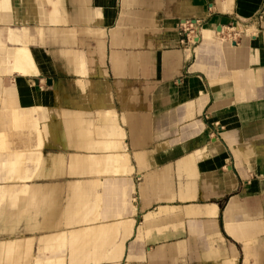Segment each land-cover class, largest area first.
I'll list each match as a JSON object with an SVG mask.
<instances>
[{"label": "crops", "instance_id": "1", "mask_svg": "<svg viewBox=\"0 0 264 264\" xmlns=\"http://www.w3.org/2000/svg\"><path fill=\"white\" fill-rule=\"evenodd\" d=\"M0 129L8 264H264V0H0Z\"/></svg>", "mask_w": 264, "mask_h": 264}, {"label": "rangeland", "instance_id": "2", "mask_svg": "<svg viewBox=\"0 0 264 264\" xmlns=\"http://www.w3.org/2000/svg\"><path fill=\"white\" fill-rule=\"evenodd\" d=\"M233 34H235L233 30L230 33H226V35H227L226 38H229V36H231ZM238 37L239 36H237L236 38L238 39ZM7 138L12 139V129H11V132L9 133V136ZM8 205L9 204L5 203L6 216L0 215V240H6V239H10L12 237H23V235L26 234L25 233L26 232L25 223H24L25 215L22 218H19L16 215H13L14 217L12 218V212L14 214H16V213H19L21 210H24V208L26 206L25 201L22 200L20 203L17 202L16 205L12 206V208H10ZM31 211H32L33 218L35 219L37 217V214H36L37 208H36L35 204H32L30 206L29 214H31ZM29 221H31V219ZM28 232H30V230ZM34 244H35V241L32 242V250L31 251L32 252L35 251V253H36L37 252V244L36 245H34ZM87 248H89V247L87 246ZM89 249H91V248H89ZM65 254H66V252H65ZM51 255H52V253L48 252V251H45L43 253L44 257L51 256ZM17 258H19V257L16 255L14 257V259H15L14 261H17L16 260ZM0 261H2L3 264H8L10 262V260H5V257L3 258L2 256L0 257ZM32 261H33V259L30 260L28 263L30 264V262H32ZM18 263H21V260Z\"/></svg>", "mask_w": 264, "mask_h": 264}, {"label": "built area", "instance_id": "3", "mask_svg": "<svg viewBox=\"0 0 264 264\" xmlns=\"http://www.w3.org/2000/svg\"><path fill=\"white\" fill-rule=\"evenodd\" d=\"M196 22H191V21H186L185 25H180V42L181 44L187 46L190 43V39H189V33L194 34L195 33V28H193V24H195ZM235 34H233L234 36ZM196 39H194V43ZM235 42V41H233Z\"/></svg>", "mask_w": 264, "mask_h": 264}, {"label": "bare ground", "instance_id": "4", "mask_svg": "<svg viewBox=\"0 0 264 264\" xmlns=\"http://www.w3.org/2000/svg\"><path fill=\"white\" fill-rule=\"evenodd\" d=\"M186 21L181 22L180 25H185ZM201 21H196L195 24H193V28H195V33L191 34L189 33V39H190V43L188 44L189 48L192 47L193 49H195V47L197 46L199 39H200V31H201ZM179 35H180V26H179ZM194 39H196V45L194 42Z\"/></svg>", "mask_w": 264, "mask_h": 264}, {"label": "water", "instance_id": "5", "mask_svg": "<svg viewBox=\"0 0 264 264\" xmlns=\"http://www.w3.org/2000/svg\"><path fill=\"white\" fill-rule=\"evenodd\" d=\"M220 29V28H219ZM219 31V30H218ZM48 83H50L49 81H48Z\"/></svg>", "mask_w": 264, "mask_h": 264}]
</instances>
